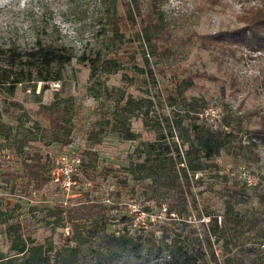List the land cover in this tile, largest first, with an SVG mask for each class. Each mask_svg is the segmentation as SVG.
I'll return each instance as SVG.
<instances>
[{
    "label": "rangeland",
    "instance_id": "1",
    "mask_svg": "<svg viewBox=\"0 0 264 264\" xmlns=\"http://www.w3.org/2000/svg\"><path fill=\"white\" fill-rule=\"evenodd\" d=\"M114 6L122 34L115 48L109 42L107 24ZM132 7V12L136 10L134 23L123 0H0V46L24 47L39 38L63 42L76 55L86 51L87 56H93L95 50H100L101 56L117 52L116 72L100 75L97 71L91 78L90 63L73 58L61 80L25 81L16 85L12 95L0 93V127L7 131L0 134V210L12 216L10 220H22L27 242L49 246L51 255L68 243L73 232L78 239L83 238L79 254H85L86 244L101 236V223H105L106 232L132 228V233L141 225L157 236L161 234V222L147 223L162 214L158 203L143 188L135 185L131 190L120 182L125 176L133 184L123 165L140 141L152 140L156 134L140 115L125 112L123 117L138 137L122 138L114 129L115 102H105L104 84L113 89L115 98L123 94L121 102L129 96L147 99L149 122L153 123L168 114L167 98L174 93L175 83L189 77L191 83L183 87L186 101L192 97L197 105L204 104L214 123L225 118L238 129L235 136L245 146L221 152L213 158L215 166L193 177L197 207L190 206L186 214L195 224L203 219L198 212H220L222 198L216 190L225 185L224 174L230 179L235 174L245 181V205L258 207L259 200L264 201V132L260 131L264 128V40L247 29L254 10L264 7V0H135ZM147 19L158 21L152 47L147 49L155 83L148 68L142 67V50L134 35L140 21ZM236 29H244L249 40L227 37L210 41L204 36ZM133 64L142 70L131 67ZM54 100L61 106L65 102L73 105L66 123L69 132L52 126L47 112H38L42 104ZM64 153L68 158L76 155L82 162L76 183L68 191L60 181L49 180L36 188L35 182L17 175L22 170L21 161L34 154L51 168L56 155ZM61 200L67 204L59 214L53 208ZM88 204H95L97 235L79 237L77 226L85 220L78 217L69 222L67 213ZM124 214L129 217L123 219ZM4 227L5 223L0 224V252L11 255ZM193 227L200 228L191 225L186 229L197 230ZM216 255L222 263L223 251L217 244Z\"/></svg>",
    "mask_w": 264,
    "mask_h": 264
},
{
    "label": "trees",
    "instance_id": "2",
    "mask_svg": "<svg viewBox=\"0 0 264 264\" xmlns=\"http://www.w3.org/2000/svg\"><path fill=\"white\" fill-rule=\"evenodd\" d=\"M123 1L128 9V18L134 23L136 10L132 12V4L135 0ZM135 8L138 11V7ZM254 11L255 14L250 20L253 22L247 29L251 34H259V38L264 40V7H256ZM118 16L114 6L107 21L111 32L109 42L113 48L116 47L117 41H122L117 23ZM157 19L140 21L134 34L142 50V67L148 68L154 83L147 49L148 46L152 47L151 37L152 33L157 31ZM244 29L218 31L204 36L210 38V41L231 37L247 42L249 36L245 34ZM85 53L86 51H82L76 55L70 46L63 42L44 41L39 38L24 47L0 46V93L12 95L16 85L25 81L61 80L66 66L73 58L90 63L91 78L97 71L100 75L118 71L117 52L103 56L100 50H95L93 56H87ZM131 67L142 70L138 64ZM123 76L127 77V74L124 72ZM189 83V77L175 83L174 93L167 98L170 105L168 114H164L163 119L153 120V123L149 122L152 118L149 115V104H146L147 99L129 96L121 102L123 94L115 98L112 88L106 84L103 87L105 102H115V115L112 118L117 125L113 126L122 138L138 137L123 117L125 112L140 115L143 123L156 134L152 140L140 141L128 155L127 163L123 165L133 184L130 185L125 176L120 182L131 190L135 189V185L143 188L150 198L158 203L162 214H156L152 222L149 220L152 218H147L149 222H146L151 225L161 222L160 235L157 236L153 230H144L146 227L141 225L136 226L132 233V228L106 232L105 223H101V236L95 238L98 241L86 244L85 254H79L84 243L80 240L83 238L78 239L73 232V235L68 237V243L57 248L51 255L49 246L45 248L42 244L27 242L28 238L23 235L26 225L22 220H10L12 216L0 210V224L5 223V240L13 251L11 255H3L0 252V264H264V206L261 207L264 201L259 198L258 207L245 205L248 200L246 183L238 175L234 174L230 179L224 174L225 185L216 190L222 198L220 212H198L199 217L203 215L198 224L186 214L190 206L197 207V199L192 192L193 177L197 172L215 166L213 158L221 152L231 153L232 150L245 146L241 139L235 136L238 129L234 130L230 121L222 118L223 121L214 123L209 113L206 114L204 104L197 105V101H192V97L186 101L188 98L184 96L183 87ZM71 110H74L72 104L65 102L61 106L60 101L54 100L52 104H42L38 112H47L46 117L52 126L69 132L66 123L71 119ZM109 119L107 118V123ZM260 131L264 132V128ZM5 133L7 131L0 127V134ZM21 166L22 170L17 175L35 182L36 188L52 179L51 168H47L46 162H42L38 154H34L29 160H22ZM80 168L81 161L77 172L73 174L74 178L79 175ZM164 201L167 202L166 205H163ZM66 204L67 201L61 200L53 209L62 214ZM93 206L95 204L81 205L74 208L73 212L67 213L69 222L74 223V218L78 217L88 222L77 226L79 237L97 235L95 231L99 226L96 223L97 216L94 215L97 212L93 211ZM127 217L129 215L124 214L122 218ZM128 225L131 227L130 223ZM191 225H198L200 228L198 230L193 227L197 229L196 232L186 229V226ZM216 244L218 249L221 247L223 251L222 263L216 255ZM252 251L256 252V255H251ZM123 256L125 259L121 260L120 257Z\"/></svg>",
    "mask_w": 264,
    "mask_h": 264
},
{
    "label": "built area",
    "instance_id": "3",
    "mask_svg": "<svg viewBox=\"0 0 264 264\" xmlns=\"http://www.w3.org/2000/svg\"><path fill=\"white\" fill-rule=\"evenodd\" d=\"M65 157L67 161L64 160ZM80 163V158L78 156H70L68 158L66 154H57L54 163L51 167V180L62 184V188L68 191L75 183L73 174L77 172Z\"/></svg>",
    "mask_w": 264,
    "mask_h": 264
}]
</instances>
